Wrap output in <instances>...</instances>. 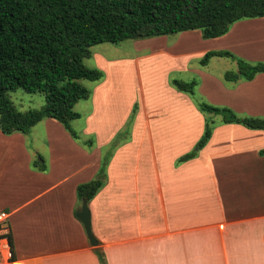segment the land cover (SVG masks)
<instances>
[{
	"label": "crops",
	"instance_id": "obj_1",
	"mask_svg": "<svg viewBox=\"0 0 264 264\" xmlns=\"http://www.w3.org/2000/svg\"><path fill=\"white\" fill-rule=\"evenodd\" d=\"M145 41L146 54L99 58L104 74L89 88L78 128L94 134L90 149L50 117L26 134L0 132V210L12 264H99L96 248L105 264H264V129L216 122L196 155L176 163L200 134L202 116L168 83L195 75V91L209 102L264 115V71L228 85L225 69L192 61L210 49L264 60V15L235 20L214 37L187 29ZM152 58L163 63L152 76L136 84L123 77L126 66ZM133 103L128 129L116 136ZM110 142L104 182L86 202L90 245L74 216V188L94 175L99 147Z\"/></svg>",
	"mask_w": 264,
	"mask_h": 264
},
{
	"label": "trees",
	"instance_id": "obj_2",
	"mask_svg": "<svg viewBox=\"0 0 264 264\" xmlns=\"http://www.w3.org/2000/svg\"><path fill=\"white\" fill-rule=\"evenodd\" d=\"M262 15L264 0H0V132L26 134L35 122L50 117L75 138L69 127V121L78 116L73 104L90 93L80 80L102 77L100 69L82 63L94 43L187 29H198L201 38H209L224 33L235 20ZM210 56H228L234 61L235 69L221 73L222 82L228 85L264 71V60L249 62L224 49L206 50L197 61L203 65ZM168 83L186 93L202 116L200 134L175 158L176 163L196 155L216 122L264 129V115H241L196 96L193 79L171 77ZM16 87L40 92L42 104L17 108L6 95ZM214 114L219 115L217 120ZM80 142L86 149L92 143L89 138ZM112 143L101 151L94 175L75 185L78 202L81 198L87 202L103 184ZM258 153L264 155V147ZM34 164L39 170L46 167L42 162ZM96 255L99 264H105L101 250L96 248Z\"/></svg>",
	"mask_w": 264,
	"mask_h": 264
},
{
	"label": "rangeland",
	"instance_id": "obj_3",
	"mask_svg": "<svg viewBox=\"0 0 264 264\" xmlns=\"http://www.w3.org/2000/svg\"><path fill=\"white\" fill-rule=\"evenodd\" d=\"M177 33L178 32L166 34V36L168 38H173L174 36L177 35ZM146 38H148V37L135 38V39L126 38V39L120 40L116 43H111V42H107V41L94 43L90 46V56L83 58L82 63L87 67H97L98 69H100L102 71V76H103L104 70H102V67L101 68L99 67V63H100L99 58L100 57H102L104 59H111V58H117V57L130 58V57H135L136 55L146 54L149 51V49L144 45V44L148 43L145 41ZM227 51H229V50H227ZM229 52L232 53L231 51H229ZM197 60L193 59L192 61H193V63H196ZM207 60L208 61H207V63L204 64L203 68L202 67L200 68L199 66L197 68L205 69L206 71L212 72V73L222 71V69H225V70L226 69H231V70L235 69V63L228 56H212V57H209ZM231 60H232V62H231ZM249 62H252V61H249ZM197 63H198V61H197ZM162 64L163 63L157 61L156 58L154 60L152 58V59H149V60H146L143 62H139V65L137 66V68H136V66L131 64L129 66H126L125 71L123 70L124 71L123 77L126 76L127 79L133 80V83L136 84L138 77L139 78H145L146 76H149V75L152 76L154 70L157 71L159 69L158 67L161 66ZM107 69H108V72L111 70V68L110 69L107 68ZM107 69H106V71H107ZM181 74L186 76L188 73L184 72ZM193 76H194V80L198 81L197 76H195V75H193ZM80 82L82 84H84L85 86H87L88 88H90L92 86L91 84L93 83V81H89L86 79H81ZM194 90H195V88H194ZM195 94H196V96L204 99L206 102L211 103L206 98H204L202 95L198 94L197 91H195ZM6 95L12 101V103L19 109H25L28 107H39L42 104V94L40 92H36V91L29 92V91L23 90L20 87H16L12 90H8L6 92ZM84 104H89V99H86V98L77 99L73 105V109L76 112L78 111L81 116L75 117L69 121V127L76 134L75 138H72V137H70V138H72L76 143H78L80 146H82L84 148H85V145H82L80 140L89 138L92 142L90 147L88 148V149H90L94 143V134L91 132L87 133V134H82V133L78 132V128L82 125V114L84 113V111L87 108V105H84ZM133 104H135V103H133ZM136 105L137 104H135V106H134L135 109H136ZM220 105H222V104H220ZM135 109H134V111H135ZM134 111L131 113V109H130V111L128 112V115L126 117V120L123 122V125L119 128V130L114 132L115 134L120 135V133H122L126 127L128 129L129 122H130L129 119L132 117V114L134 113ZM211 116L214 118V120H217L219 118L218 114H214ZM105 146H106V143L101 144L99 147V151H102ZM33 159L35 161H38L37 157H34ZM42 163L46 166V164L44 162H42ZM261 175L262 174H260V176ZM263 179H264L263 177H260V180H263Z\"/></svg>",
	"mask_w": 264,
	"mask_h": 264
},
{
	"label": "built area",
	"instance_id": "obj_4",
	"mask_svg": "<svg viewBox=\"0 0 264 264\" xmlns=\"http://www.w3.org/2000/svg\"><path fill=\"white\" fill-rule=\"evenodd\" d=\"M6 216L7 213L0 210V264H12L13 261Z\"/></svg>",
	"mask_w": 264,
	"mask_h": 264
},
{
	"label": "water",
	"instance_id": "obj_5",
	"mask_svg": "<svg viewBox=\"0 0 264 264\" xmlns=\"http://www.w3.org/2000/svg\"><path fill=\"white\" fill-rule=\"evenodd\" d=\"M74 216L80 221L83 227L87 242L90 245H95L96 239L92 235L90 228H89L88 208H87L86 201L84 198L80 199L79 206L76 209H74Z\"/></svg>",
	"mask_w": 264,
	"mask_h": 264
}]
</instances>
